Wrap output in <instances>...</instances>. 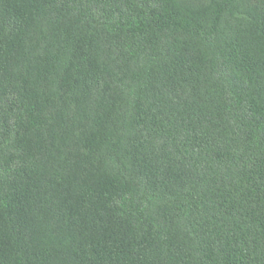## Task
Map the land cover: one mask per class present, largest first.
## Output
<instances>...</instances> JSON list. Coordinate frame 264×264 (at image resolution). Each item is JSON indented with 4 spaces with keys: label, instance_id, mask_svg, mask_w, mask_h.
Returning a JSON list of instances; mask_svg holds the SVG:
<instances>
[{
    "label": "trees",
    "instance_id": "16d2710c",
    "mask_svg": "<svg viewBox=\"0 0 264 264\" xmlns=\"http://www.w3.org/2000/svg\"><path fill=\"white\" fill-rule=\"evenodd\" d=\"M0 264H264V0H0Z\"/></svg>",
    "mask_w": 264,
    "mask_h": 264
}]
</instances>
